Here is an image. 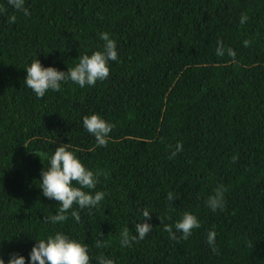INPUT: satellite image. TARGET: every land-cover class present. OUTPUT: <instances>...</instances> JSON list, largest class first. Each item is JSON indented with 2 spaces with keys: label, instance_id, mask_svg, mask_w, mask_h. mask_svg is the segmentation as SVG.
<instances>
[{
  "label": "trees",
  "instance_id": "obj_1",
  "mask_svg": "<svg viewBox=\"0 0 264 264\" xmlns=\"http://www.w3.org/2000/svg\"><path fill=\"white\" fill-rule=\"evenodd\" d=\"M0 5L7 9L0 15L5 264L13 253L30 264L36 242L57 233L86 244L90 264L100 256L115 264H264V0H25L27 16L7 0ZM11 15L15 24L7 23ZM102 32L118 52L106 80L83 88L68 81L43 98L26 86L34 59L67 72L80 56L103 50ZM93 114L115 125L106 147L83 126ZM178 142L182 151L169 159ZM63 144L87 169L107 172L82 190L107 195L91 209L73 205L79 222L70 210L52 223L60 205L43 195L41 172ZM219 185L226 206L213 212L206 201ZM169 192L179 199L168 201ZM185 212L200 227L187 240L178 233L177 242L164 225L175 232ZM143 221L151 233L122 247V229L137 235ZM97 240L110 246L97 248Z\"/></svg>",
  "mask_w": 264,
  "mask_h": 264
},
{
  "label": "clouds",
  "instance_id": "obj_2",
  "mask_svg": "<svg viewBox=\"0 0 264 264\" xmlns=\"http://www.w3.org/2000/svg\"><path fill=\"white\" fill-rule=\"evenodd\" d=\"M7 4L12 6L15 10L23 12L25 16L29 15L28 9L25 7V0H7ZM7 13L4 5H0V15ZM246 14L241 16V24L247 21ZM7 23L15 24L16 16L11 15L7 19ZM100 39L104 42L103 50L96 51L93 54L83 55L79 57V63L72 68H68L67 72L59 71L54 67H43L39 59H34L30 67L26 69L27 76L25 84L30 88L38 98H43L49 90L57 92L60 91L62 83L71 81L81 88L87 86H94L97 81H104L110 75L109 62L118 59L116 41L110 38L107 32L100 33ZM250 41L245 40L244 46L248 47ZM217 55L223 56L224 49L222 41H217ZM227 54L235 58V52L229 48ZM84 128L95 137L98 146L106 147L110 132L115 127L114 124L108 123L99 115L93 114L83 118ZM69 145L63 144L58 147L54 154L47 157L45 153L34 155L36 157L49 159V167L42 170L41 189L43 195L50 199L57 201L60 205L59 211L56 215L50 217L52 223L63 222L68 219L66 213L73 209V205H77L79 209L94 208L100 204L107 193L96 191L94 194L85 192L82 189H95L99 183V176L107 177V172H93L87 169L83 163L76 157V155L68 150ZM183 149V144L178 142L175 145V150L172 151L169 159H173ZM39 158V159H40ZM41 160V159H40ZM238 156L232 157V162L235 163ZM73 182L79 185L74 187ZM226 189L223 185H219L214 193L209 196L206 201L207 206L213 211H223L226 206L225 201ZM179 199V195L169 192L167 200L173 202ZM144 221L150 220V212L147 209L143 210ZM71 216L77 222L80 221V214L78 211L72 210ZM136 223L135 232L137 235H130L128 227L122 229L120 234V244L122 247H131L133 242H139L151 233L152 225L147 222ZM47 222V221H45ZM200 223L198 218L185 212L182 219L175 223L173 231L172 225H164L166 231L172 240L179 242L181 238L177 234H182V238L187 240L194 229H198ZM216 232L211 230L208 232L207 242L212 246V251H218L215 246ZM97 248L110 246L108 241H95ZM251 247V244H249ZM30 264H90V256L88 254V246L70 239L63 233H57L54 236H49L47 239H41L36 242L30 254ZM98 264H115L111 258L100 256L97 258ZM0 264H5V261L0 258ZM8 264H25V258L19 254L13 253Z\"/></svg>",
  "mask_w": 264,
  "mask_h": 264
}]
</instances>
